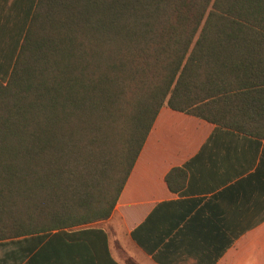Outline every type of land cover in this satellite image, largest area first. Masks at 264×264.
Returning a JSON list of instances; mask_svg holds the SVG:
<instances>
[{
  "label": "trees",
  "instance_id": "trees-1",
  "mask_svg": "<svg viewBox=\"0 0 264 264\" xmlns=\"http://www.w3.org/2000/svg\"><path fill=\"white\" fill-rule=\"evenodd\" d=\"M23 27L0 36V264H117L92 225L164 107L264 138V0H36Z\"/></svg>",
  "mask_w": 264,
  "mask_h": 264
},
{
  "label": "crops",
  "instance_id": "crops-1",
  "mask_svg": "<svg viewBox=\"0 0 264 264\" xmlns=\"http://www.w3.org/2000/svg\"><path fill=\"white\" fill-rule=\"evenodd\" d=\"M35 2L0 0L7 54ZM174 168L187 175L177 193L165 182ZM92 227L106 233L117 264H264V138L164 107L113 214ZM67 263L112 264L91 255Z\"/></svg>",
  "mask_w": 264,
  "mask_h": 264
}]
</instances>
